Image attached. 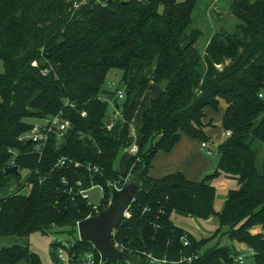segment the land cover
Wrapping results in <instances>:
<instances>
[{
	"label": "trees",
	"instance_id": "1",
	"mask_svg": "<svg viewBox=\"0 0 264 264\" xmlns=\"http://www.w3.org/2000/svg\"><path fill=\"white\" fill-rule=\"evenodd\" d=\"M76 1L81 0H0V236L27 237L63 227L71 233L77 222L97 213L87 200L65 191L63 178L69 185L78 179L86 186L91 179L103 184L101 212L112 197L107 180L124 187L141 171L143 186L113 233L124 252L142 264H153L151 258L167 264H239L236 244L243 243L252 249L253 264H264V157L259 160L264 0H233L229 14L240 22L233 31H215L205 51L198 47L202 31L192 27L198 0H89L74 8ZM113 70L121 72L122 99L106 86ZM151 82L162 91L143 113L138 152L125 156L119 170L120 154L135 142L132 122ZM222 101L220 127L231 135L217 146L216 169L201 180L182 171L150 176L157 153L172 151L182 133L202 142L212 139L208 132L218 125L207 119V108L217 112ZM60 111L72 122L62 141L51 133L40 154L19 139L34 125L29 117ZM61 157L68 160L64 166L57 165ZM12 160L18 172L7 173ZM76 161L84 166L76 167ZM88 165L100 166L103 174L92 175ZM220 175L236 176L239 186L228 190L222 210L216 211ZM29 182L33 188L23 193ZM176 212L203 219L216 214L218 230L197 238L176 224ZM257 225L262 230L253 233ZM221 232L231 243L208 246ZM58 244H51L57 264ZM73 245L77 252H97L78 237ZM194 254L200 256L192 263H175ZM23 260L40 263L28 245L0 248V264ZM106 264L126 263L107 259Z\"/></svg>",
	"mask_w": 264,
	"mask_h": 264
},
{
	"label": "rangeland",
	"instance_id": "2",
	"mask_svg": "<svg viewBox=\"0 0 264 264\" xmlns=\"http://www.w3.org/2000/svg\"><path fill=\"white\" fill-rule=\"evenodd\" d=\"M233 0H198L196 6L194 8L193 13V23L192 27L198 28L202 31V35L198 42V47L201 51H205V48L210 41L213 33L216 30L224 27L228 31H233L236 25L240 22V20L233 14H229L230 5ZM222 12V13H220ZM223 15V13L225 14ZM4 64L3 61L0 59V72H3ZM121 72L119 70H113L109 76L107 82H115L118 83L120 79ZM108 86V83L106 84ZM114 90V88H111ZM225 106V103L222 101L221 107ZM216 111H214L215 113ZM28 121L31 123H42V119L37 117H29ZM221 133L220 130H216L214 132L215 135H219ZM217 141H212V139L208 142L209 146L212 149H217L216 144ZM261 147V146H260ZM128 149L123 151L116 163L117 169L121 170L123 166V159L125 156H130ZM264 157V146L260 148L259 151V160ZM23 176L26 177L27 171H22ZM237 187V186H236ZM16 186H13L15 189ZM23 193H28L29 188L25 186L22 189ZM90 194V201L93 203H98L101 199V195L99 193V189L97 187L93 188L89 192ZM224 201L221 200L217 202L216 211H220L223 208ZM173 218L176 224L179 226H183L187 231L191 234L199 237H208L214 234L219 227V221L216 214L211 215L208 218H198L195 216H189L184 213L176 212L173 215ZM69 227L63 228H53L50 232L45 233L42 231H35L31 233L27 237H19L16 235H3L0 236V248L3 246H10L12 244H24L28 245L32 252L36 253L40 259L39 264H57V262L53 259L52 256V242L56 240H60L63 242H74L78 235V230H74L73 232H68ZM222 238L226 239L225 234L219 233L217 234L212 240L217 241V239ZM211 241V240H210ZM246 258V257H245ZM247 261V262H246ZM246 261L241 264H253V258L247 257ZM18 264H28L26 261H20ZM240 264V263H239Z\"/></svg>",
	"mask_w": 264,
	"mask_h": 264
},
{
	"label": "crops",
	"instance_id": "3",
	"mask_svg": "<svg viewBox=\"0 0 264 264\" xmlns=\"http://www.w3.org/2000/svg\"><path fill=\"white\" fill-rule=\"evenodd\" d=\"M227 13L228 12H226L225 14L223 13V15L226 16ZM161 91L162 88L158 84H156L155 82H151L141 100V103L138 106L134 120L132 122V132L133 135L135 136V142L137 144L141 135L140 128H141L143 113L145 109L150 105L151 100L157 97L161 93ZM223 112H224L223 106L220 107V110L215 113L211 108H207V119H213L215 123L218 125L216 128H212L208 132L209 135L212 137V141L213 140L217 141L216 144L217 143L219 144L225 136V131L220 127ZM216 130H220L221 133H219V135H215L214 137V132ZM208 142H206L207 143L206 146H203L202 141L192 138L191 136L185 133H182L180 141L175 145L172 151L170 152L159 151L157 153L156 157L153 160L152 166L149 170V175L154 178H160L175 171H182L189 179H193V180L203 179L207 174L212 173L216 169L219 161L218 158L220 156L218 150L212 149L209 146ZM129 153L133 155V153H131L130 151ZM236 186L237 187L239 186L238 178L236 176L220 175L215 180V187H216L215 208L217 206V202L221 203V200H223L225 203V200L228 195V190L230 188H236ZM261 230H262L261 225L254 226L251 229L253 233L261 232ZM225 236L226 239L222 238L221 236V238L217 239V241L213 242V240H211L207 245L208 246L214 245L218 241L221 242L222 245H229L231 242L226 234ZM236 247L240 255L246 257L245 261L247 257H250L253 253L249 249V247L243 243H237Z\"/></svg>",
	"mask_w": 264,
	"mask_h": 264
},
{
	"label": "built area",
	"instance_id": "4",
	"mask_svg": "<svg viewBox=\"0 0 264 264\" xmlns=\"http://www.w3.org/2000/svg\"><path fill=\"white\" fill-rule=\"evenodd\" d=\"M89 0H81V1H76L74 3V8L80 7L81 4L87 3ZM101 1V0H99ZM36 65L37 63L34 62ZM49 69L44 70V74H48ZM108 87L109 88H114L117 91V95L122 99L124 98V92L121 89H117L118 83L115 82H108ZM260 96L264 98V90L260 93ZM86 112H83V115H85ZM42 123H34L33 127L22 134L19 139L22 141H31V144H33V150L42 154L45 146L48 143L49 137L51 133H55L58 138V142L62 141L64 135L69 131V129L72 127V122L69 118L65 117L63 112L60 111L59 113L44 117L42 118ZM113 123L109 124V128H111ZM225 135L229 136L231 135V131H225ZM203 146H206L207 143L203 142ZM138 144L136 142L133 143V145L129 148V151L133 154H136L138 152ZM12 153L16 154V151L13 149H9ZM68 162L66 157H61L57 163L58 166H64ZM76 167L84 166L81 162L76 161L75 163ZM15 165V160L11 161L10 166ZM88 170L92 172L93 174H103V168H101L98 165H88ZM63 182L65 183V191L68 192L69 194L73 195H78L81 198L85 199L88 201L90 205L93 206L95 209L96 213L98 214L101 210V205L102 202L105 198L106 195V187L99 183L96 182L94 179H91V183L89 186H86L84 181L82 179H78L75 183V185H69L68 181L66 178H63ZM107 186L111 188V192L113 189H122L123 185L119 182H114V181H108L107 180ZM27 187L29 189L33 188V182H29ZM97 187L99 189V193L101 195V199L98 203H93L90 201V190ZM92 216V215H89ZM88 216V217H89ZM128 216V212H127ZM78 225V222H77ZM77 229V226H76ZM114 233V232H113ZM79 238V237H78ZM59 244L56 249V257L57 261L59 264H106L107 260H103L101 254L97 251L94 250H83L80 252H77L74 249L73 242H63L60 240H56ZM184 245L188 246L190 244V241L185 235L183 237ZM115 245L122 250V248L115 243ZM250 249V248H249ZM252 251V249H250ZM199 254H194V255H188L181 257L179 260H176L175 263L177 262H188L192 263L195 259L199 258ZM245 257L243 255H240L238 257V262L239 263H244ZM151 262L153 264L155 263H163L167 264L168 261L166 259H156V258H151Z\"/></svg>",
	"mask_w": 264,
	"mask_h": 264
},
{
	"label": "water",
	"instance_id": "5",
	"mask_svg": "<svg viewBox=\"0 0 264 264\" xmlns=\"http://www.w3.org/2000/svg\"><path fill=\"white\" fill-rule=\"evenodd\" d=\"M150 69H146L148 76ZM107 89L103 93H109ZM134 101L130 102L132 108ZM31 143V141H28ZM6 172H18V166L6 168ZM143 186V173L137 171L122 189H113L111 200L104 210L78 222L77 230L81 241L90 242L101 254L103 260L112 259L126 264H142V260L120 250L113 241L115 228L122 223L138 191Z\"/></svg>",
	"mask_w": 264,
	"mask_h": 264
}]
</instances>
